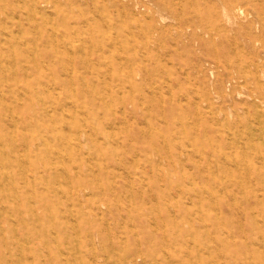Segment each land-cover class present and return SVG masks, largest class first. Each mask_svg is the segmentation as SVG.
<instances>
[{"label": "rangeland", "instance_id": "rangeland-1", "mask_svg": "<svg viewBox=\"0 0 264 264\" xmlns=\"http://www.w3.org/2000/svg\"><path fill=\"white\" fill-rule=\"evenodd\" d=\"M140 4L0 0V264H264V0Z\"/></svg>", "mask_w": 264, "mask_h": 264}, {"label": "bare ground", "instance_id": "bare-ground-1", "mask_svg": "<svg viewBox=\"0 0 264 264\" xmlns=\"http://www.w3.org/2000/svg\"><path fill=\"white\" fill-rule=\"evenodd\" d=\"M6 1V0H5ZM15 1V0H14ZM129 1H132L133 2V6H134V8H133V10L132 9H130V11L132 12V13H134V14H136V11L138 12L139 10L137 9V7H139L138 5H140V6H143V4H140L141 2H142V0H129ZM61 3V2H60ZM10 6V5H9ZM35 6V10H37V5H34ZM24 11H26V10H24ZM97 11V10H96ZM134 11V12H133ZM240 11H243L242 9H240ZM26 13V12H25ZM52 13V12H51ZM10 14V13H9ZM97 14V13H96ZM17 15V14H16ZM2 18V17H1ZM0 18V19H1ZM163 18H164V16H163ZM7 21H8V19H7ZM4 22H6L5 20H4ZM18 22V21H17ZM48 22V21H47ZM18 24V23H17ZM51 27V26H50ZM59 31V30H58ZM18 32H20V31H18ZM72 32V31H71ZM82 32V31H81ZM61 37H63V36H61ZM78 37V36H77ZM22 38V37H21ZM9 41V40H8ZM55 43V42H54ZM26 45V44H25ZM79 45H81V43L79 44ZM81 47V46H80ZM72 48V47H71ZM72 51V50H71ZM77 51V50H76ZM118 51V50H117ZM23 53V51L22 50H19L18 51V54H20V55H23L22 54ZM35 59V58H34ZM42 62V61H41ZM1 64V63H0ZM11 66H12V64H11ZM29 66V65H28ZM27 66V67H28ZM26 67V68H27ZM237 67H238V69H239V74L238 75H232V77L231 78H229L230 80H235L236 82L237 81H240V79H243L244 80V82H245V80H246V73H245V71H243V70H241V68H239V65L237 64ZM141 69V68H140ZM13 70H15V69H13ZM12 70V71H13ZM4 71H5V69H4ZM14 73V72H13ZM24 73H26L25 72V69H24ZM128 79V78H127ZM144 80H145V78H144ZM5 81V80H4ZM34 87V86H33ZM36 87V86H35ZM169 87V86H168ZM19 89V88H18ZM4 91V90H3ZM10 91V90H9ZM20 92V91H19ZM12 94V93H11ZM37 96V95H36ZM20 100V99H19ZM6 103V102H5ZM28 104H29V106H33V104H32V102H29L28 101ZM82 106V105H81ZM80 106V107H81ZM19 107V106H18ZM60 107H62V106H60ZM63 107H65V106H63ZM47 110V109H46ZM49 110V109H48ZM51 110V109H50ZM68 111V110H67ZM7 112V111H6ZM10 114H11V111L9 112ZM5 114V113H4ZM4 114H2L1 112H0V122H1V125H0V144H5L6 143V141L4 140V136H3V133H4V131H3V128H5V125H6V123L9 121L6 117H3L4 116ZM49 115H50V113H49ZM47 116H48V114H47ZM65 116V115H64ZM11 117V116H10ZM179 117V116H178ZM179 119V118H178ZM13 121V120H12ZM179 121H180V119H179ZM10 122V121H9ZM16 121H13V122H11V126H13L14 127V129H17L18 131L19 130H22V132L24 133V129L25 130H27L26 129V125L25 124H27V123H23V126L21 127V126H19L17 123H15ZM91 123V122H90ZM182 124V123H181ZM10 125V124H9ZM29 125H31L30 123H29ZM65 125H66V123H65ZM64 125V126H65ZM226 125V124H225ZM94 126V125H93ZM19 127H21V129L19 128ZM66 127V126H65ZM228 127V126H227ZM234 127V126H233ZM62 128H64V127H62ZM65 129V128H64ZM230 129V128H229ZM11 132V131H10ZM15 132V131H14ZM64 133H66V132H64ZM25 134V133H24ZM15 135V134H14ZM67 137V136H66ZM188 137V136H187ZM68 139H70L69 137H68ZM67 139V140H68ZM43 140H45V139H43ZM59 140V139H58ZM77 140V139H76ZM190 140V139H189ZM232 140V139H231ZM45 142H47V140L45 141ZM81 142V141H80ZM79 142V143H80ZM9 144V143H8ZM23 144H24V141H23ZM25 144L28 146V143H26L25 142ZM44 144V143H43ZM22 145V144H21ZM25 145V146H26ZM34 145V144H33ZM54 146V145H53ZM69 146H70V144H69ZM68 146V147H69ZM168 146V145H167ZM34 147V146H33ZM55 148V147H54ZM70 148V147H69ZM14 149V148H13ZM18 149V148H17ZM24 149V148H23ZM33 149H35V148H33ZM52 152H56L57 151V148L56 149H52L51 150ZM60 151V150H59ZM21 152V151H20ZM58 152V151H57ZM219 152V151H218ZM86 153V152H85ZM55 154V153H54ZM157 155H159V154H157ZM162 155V154H161ZM37 156V155H36ZM27 157V156H26ZM28 158V157H27ZM87 158V157H86ZM5 159H7V160H5ZM8 160L11 162H8ZM60 160V159H59ZM58 161V160H57ZM61 162V161H60ZM90 162V161H89ZM217 162V161H216ZM91 163V162H90ZM11 165L12 164V160H10L8 157H3V154H1L0 153V166L1 167H3V165ZM90 165V164H89ZM86 168V167H85ZM2 169V168H1ZM21 169H22V167H21ZM32 169H34V168H32ZM61 169V168H60ZM59 169V170H60ZM2 171V170H1ZM34 171V170H33ZM40 171V170H39ZM26 172V170H21V174H20V179H21V186H22V188H28V187H30V186H34V184H35V181L34 180H31L30 179V177L31 176H29L28 174H26L25 173ZM18 173V172H17ZM30 173H32V172H30ZM7 174V173H6ZM12 175V174H11ZM32 175V174H31ZM67 176V175H66ZM12 177V176H11ZM45 177V176H44ZM41 180V179H40ZM12 181V180H11ZM10 182V178L9 177H5V178H3L1 175H0V188L1 189H3V187L5 186V189H6V185H7V183H9ZM190 182V181H189ZM212 182H213V180H212ZM56 184H57V181L55 182ZM54 183V184H55ZM60 183V182H59ZM128 183V182H127ZM38 184V183H37ZM70 185H71V183H69ZM58 185V184H57ZM56 186V185H55ZM225 186V185H224ZM18 187H19V185H18ZM40 188V187H39ZM56 188V187H55ZM0 189V199L8 206V207H10L9 206V203H7V201H9V199H10V197H9V194L8 193H6L4 190H1ZM31 189V188H30ZM28 190V189H27ZM15 191V190H14ZM33 191V190H32ZM39 192V191H38ZM128 194V193H127ZM14 196V195H13ZM233 197V196H232ZM29 198V197H28ZM27 198V199H28ZM32 198V197H31ZM157 199V198H156ZM234 199V198H233ZM14 200V199H13ZM191 200V199H190ZM232 200V199H231ZM29 201V202H28ZM2 202V203H3ZM199 202V201H198ZM45 203V202H44ZM68 203V202H67ZM70 203V202H69ZM68 203V204H69ZM28 204V205H27ZM48 205V204H47ZM15 206L16 205H14L13 206V208H15ZM24 206L26 207L27 206V213H29L30 214V216H29V218H23V219H20L21 220V223L19 222V221H17L16 223H14V224H12V226L13 227H11V231H13L14 233H15V236L16 237H18V240H17V243L19 244V245H23L24 244V242H25V240L24 239H22L21 238V236H19V234H18V231H19V229L20 228H24V227H26V226H28V223L29 222H31V220L32 221H39L40 219H41V214H39V213H37V212H35V208H36V206H40V207H43L44 206V204H43V202L42 201H35L34 203H32L30 200H27V202L26 203H24ZM50 207V206H49ZM38 208V207H37ZM71 208V207H70ZM48 210V209H47ZM49 210H50V208H49ZM48 210V211H49ZM93 210V209H92ZM201 211V210H200ZM41 213V212H40ZM220 213V212H219ZM252 213H253V211H252ZM256 213V212H255ZM0 214H1V211H0ZM98 214V213H97ZM2 216H4V214H1ZM51 215V214H50ZM66 215V214H65ZM99 215V214H98ZM100 217V216H99ZM107 219V218H106ZM66 220V219H65ZM155 220V219H154ZM105 221V220H104ZM9 223L11 222V221H8ZM14 222H15V220H14ZM191 222V221H190ZM106 223H108V222H106ZM121 223H122V221H121ZM155 223V222H154ZM164 223V222H163ZM241 224V223H240ZM14 225H16V226H14ZM71 225V224H70ZM121 226V225H120ZM109 227V226H108ZM190 227V226H189ZM78 229V228H77ZM91 230V229H90ZM2 231V230H1ZM0 231V232H1ZM3 232V231H2ZM52 232H54V231H52ZM178 232V231H177ZM207 232V231H206ZM51 233V232H50ZM91 234V233H90ZM13 236V235H12ZM53 236H54V234H53ZM14 237V236H13ZM13 237H10V238H13ZM76 237H78V236H76ZM192 237V236H191ZM232 237V236H231ZM3 238V237H2ZM55 238V237H54ZM92 238V237H91ZM186 238H187V235H186ZM4 240V239H3ZM215 241V240H214ZM5 242V241H4ZM57 242V240L55 241V243ZM65 242V241H64ZM186 243V242H185ZM45 244V243H44ZM57 244H55V246H56ZM121 245V244H120ZM184 245H186V244H184ZM205 245V244H204ZM5 246V245H4ZM187 246V245H186ZM10 247V246H9ZM20 247V246H19ZM56 247H58V246H56ZM187 247H189V246H187ZM93 248V247H92ZM216 248V247H215ZM68 249V248H67ZM208 249V248H207ZM21 250V249H20ZM216 250V249H215ZM69 251V250H68ZM164 251V250H163ZM208 251H209V249H208ZM208 251H206V252H208ZM60 252V251H59ZM62 252V251H61ZM60 252V253H61ZM105 252V251H104ZM165 253H166V251H164ZM16 253V252H15ZM164 253V254H165ZM77 254V253H76ZM106 254V253H105ZM185 255H188V256H190L191 255V252L190 251H186V253H185ZM61 256V255H60ZM73 256V255H72ZM30 257V256H29ZM25 258H27V257H25ZM34 258H35V256H33L32 257V262H34ZM39 258H40V256H39ZM200 259V258H199ZM198 259V260H199ZM8 260V259H7ZM19 260V259H18ZM17 260V261H18ZM23 260H24V257H21L20 258V262L21 263H23ZM106 260V259H105ZM80 261H81V259H80ZM106 261H108V260H106ZM105 261V262H106ZM216 260H214V262H215ZM77 262V261H76ZM175 262V261H174ZM197 261H195V263H196ZM109 263V262H108ZM192 263V262H191ZM137 264V263H136ZM186 264H188V263H186Z\"/></svg>", "mask_w": 264, "mask_h": 264}]
</instances>
